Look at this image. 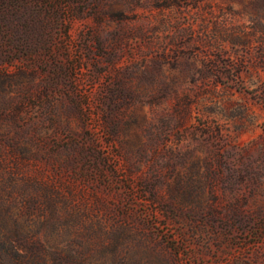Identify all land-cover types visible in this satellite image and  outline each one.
<instances>
[{"label":"rangeland","instance_id":"rangeland-1","mask_svg":"<svg viewBox=\"0 0 264 264\" xmlns=\"http://www.w3.org/2000/svg\"><path fill=\"white\" fill-rule=\"evenodd\" d=\"M0 264H264V0H0Z\"/></svg>","mask_w":264,"mask_h":264}]
</instances>
